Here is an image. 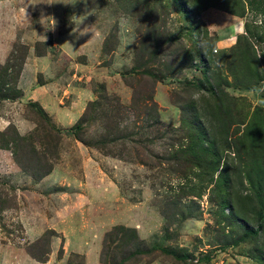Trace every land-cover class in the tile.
<instances>
[{
    "label": "rangeland",
    "instance_id": "rangeland-1",
    "mask_svg": "<svg viewBox=\"0 0 264 264\" xmlns=\"http://www.w3.org/2000/svg\"><path fill=\"white\" fill-rule=\"evenodd\" d=\"M203 4L0 0V264H264V0Z\"/></svg>",
    "mask_w": 264,
    "mask_h": 264
},
{
    "label": "trees",
    "instance_id": "trees-1",
    "mask_svg": "<svg viewBox=\"0 0 264 264\" xmlns=\"http://www.w3.org/2000/svg\"><path fill=\"white\" fill-rule=\"evenodd\" d=\"M179 2H182V0H176V3H179ZM191 2H192V6H195V7H200V8H202L203 9V7L205 8V6H207V5H205V4H203L202 5V7H201V2H202V0H191ZM206 69L204 68V71H205Z\"/></svg>",
    "mask_w": 264,
    "mask_h": 264
},
{
    "label": "crops",
    "instance_id": "crops-1",
    "mask_svg": "<svg viewBox=\"0 0 264 264\" xmlns=\"http://www.w3.org/2000/svg\"><path fill=\"white\" fill-rule=\"evenodd\" d=\"M235 26H236V25H233V27H235ZM234 32H236L235 34H238V32H239V25H238V28H237ZM226 38H228V36H222L221 39L218 40L219 43H220L223 39H226ZM227 40H229V39H227ZM223 42H224V41H223Z\"/></svg>",
    "mask_w": 264,
    "mask_h": 264
},
{
    "label": "clouds",
    "instance_id": "clouds-1",
    "mask_svg": "<svg viewBox=\"0 0 264 264\" xmlns=\"http://www.w3.org/2000/svg\"><path fill=\"white\" fill-rule=\"evenodd\" d=\"M43 39L46 41V40H47V36L45 35V36L43 37Z\"/></svg>",
    "mask_w": 264,
    "mask_h": 264
}]
</instances>
